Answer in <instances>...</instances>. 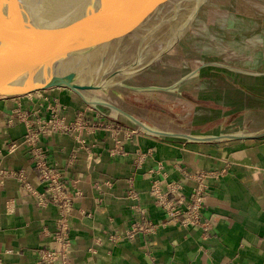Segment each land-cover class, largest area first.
I'll return each instance as SVG.
<instances>
[{"label": "crops", "instance_id": "1", "mask_svg": "<svg viewBox=\"0 0 264 264\" xmlns=\"http://www.w3.org/2000/svg\"><path fill=\"white\" fill-rule=\"evenodd\" d=\"M48 89L0 96V171H24L31 186L2 174L0 264H264V135L199 141L135 128L127 138L108 127L86 126L39 133L32 144L28 123L48 117L54 101L67 121L81 112L89 120L111 119L77 92ZM21 113L26 119L18 117ZM31 125L38 130L36 123ZM35 145L61 173L64 190L80 192L64 221L71 243L67 262L59 253L43 256L45 250L61 252L56 233L63 229L59 206L37 201L34 190L43 191L46 183L34 163ZM202 169L223 170L208 179L202 218L209 228L167 220L153 181L165 189L169 181H181L178 195L188 200L196 180L183 171ZM144 221L155 228L137 229L130 236L133 226Z\"/></svg>", "mask_w": 264, "mask_h": 264}, {"label": "rangeland", "instance_id": "2", "mask_svg": "<svg viewBox=\"0 0 264 264\" xmlns=\"http://www.w3.org/2000/svg\"><path fill=\"white\" fill-rule=\"evenodd\" d=\"M150 26L142 41L110 49L104 61L92 63L82 80L108 78L107 86L85 94L161 129L200 135L264 126V0H176ZM99 107L110 120L138 128L112 108Z\"/></svg>", "mask_w": 264, "mask_h": 264}, {"label": "water", "instance_id": "3", "mask_svg": "<svg viewBox=\"0 0 264 264\" xmlns=\"http://www.w3.org/2000/svg\"><path fill=\"white\" fill-rule=\"evenodd\" d=\"M110 1L88 0L84 6H73L76 0H0V96L68 87L85 102L110 107L138 129L158 136L211 141L264 135V128L251 133L211 135L161 129L118 104L87 96V90L106 87L108 81L82 80L92 63L100 57L104 61L110 49H126L142 41L154 18L176 0H118L103 14ZM62 5L57 15L48 16ZM126 85L134 89L147 87Z\"/></svg>", "mask_w": 264, "mask_h": 264}, {"label": "built area", "instance_id": "4", "mask_svg": "<svg viewBox=\"0 0 264 264\" xmlns=\"http://www.w3.org/2000/svg\"><path fill=\"white\" fill-rule=\"evenodd\" d=\"M58 102L59 101H54L50 103V113L48 117L43 118L39 115L35 120L28 123L30 136L27 138V141H30L32 144H34L35 140L37 139V134L42 132L46 133L49 130H64L68 132H74L78 128H83L86 126L108 127L112 129V132L115 136L122 132L127 138L132 137L137 131L133 127L117 123V121L114 120H89L87 117H85L83 112H81L75 120L67 121L65 116L62 114V108L59 106ZM18 117L20 119H26L27 115L21 113L18 115ZM32 122L37 124L38 130H35L32 127ZM33 153L35 166L39 170L41 179H43V181L46 183V188L43 191L39 192L38 190H34L37 196V201L39 204L54 202L59 206V222L62 224L63 229L61 233H56V238L62 243V248L60 250L61 252H58L57 250H45L43 256H45L47 259H50L49 256H55L59 253L62 255L64 261L67 262L68 251L71 247V243L68 240L65 232L64 221L68 214L72 211L74 196L79 195L80 192L73 194L64 190L61 180V173L48 163L46 153L43 148L35 145L33 148ZM183 172L185 176H191L196 180V184L190 192L188 200L184 195H178V192L180 189H182L181 181H169L165 189L160 186L157 180H154L151 186L156 197V201L165 209L167 220L180 223L184 226L191 224L201 225L205 229H208L209 221L203 220L202 218V210L208 194V179L217 177L223 172V170L219 171L213 169H202L198 172H195L194 174L185 171ZM2 174H10L19 178V180L26 184L28 189H31L24 171H16L12 169L9 171H0V184L4 182ZM171 195H174V197ZM141 210H143V208H141ZM154 228L155 225L151 224L150 222H138L133 226V229L131 232H129V235L133 236L137 229L153 230Z\"/></svg>", "mask_w": 264, "mask_h": 264}, {"label": "bare ground", "instance_id": "5", "mask_svg": "<svg viewBox=\"0 0 264 264\" xmlns=\"http://www.w3.org/2000/svg\"><path fill=\"white\" fill-rule=\"evenodd\" d=\"M76 1H78L80 4H81L82 2H84V0H76ZM116 1H118V0H111V1L109 2V7L104 9L103 14H105V12H106L107 10H109L110 7H111L112 5L116 4ZM145 1H146V0H145ZM145 1H144V2H145ZM68 2H70V1H68ZM99 13H101V12H99ZM64 88H67V87H64Z\"/></svg>", "mask_w": 264, "mask_h": 264}, {"label": "flooded vegetation", "instance_id": "6", "mask_svg": "<svg viewBox=\"0 0 264 264\" xmlns=\"http://www.w3.org/2000/svg\"><path fill=\"white\" fill-rule=\"evenodd\" d=\"M157 17H158V16H156V17L154 18V20L157 19ZM151 23H152V22H151ZM150 25H151V24H150ZM150 27H151V26H150ZM151 28H152V27H151Z\"/></svg>", "mask_w": 264, "mask_h": 264}]
</instances>
